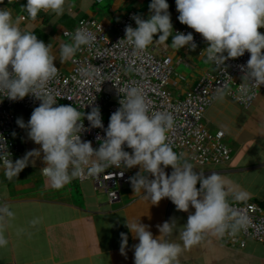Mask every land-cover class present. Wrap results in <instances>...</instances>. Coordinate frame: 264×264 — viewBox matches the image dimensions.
I'll return each instance as SVG.
<instances>
[{
	"label": "clouds",
	"instance_id": "9594fccd",
	"mask_svg": "<svg viewBox=\"0 0 264 264\" xmlns=\"http://www.w3.org/2000/svg\"><path fill=\"white\" fill-rule=\"evenodd\" d=\"M20 2L22 0L14 3ZM175 3L179 22L207 42L208 46L200 53L205 63L219 67L228 59L239 58L246 51L250 53L237 98L244 102L251 99L252 87L264 85V34L258 31L264 27V0H175ZM65 5L66 0H27L22 6L27 17L21 15L15 19L10 10L0 9V93L13 101L28 95L41 101L27 124L22 118L16 121L19 127L28 129L29 139L40 145V150L33 149L13 162L6 141L0 137V163L6 179L17 178L32 157H39L41 151L46 164L41 173L48 186L56 190L85 175L98 177L109 167L139 166L140 171L129 178L135 193L143 191L151 204L168 198L178 211L188 212L190 207L195 211L188 215L179 233L182 243L167 239L176 227L174 218L157 225L161 235L155 238L148 225L126 221V227L139 241L133 246L134 264H179L181 253L199 245L207 235L235 237L247 230L250 218L235 209L229 197L232 202L244 203L250 198L249 193L231 186L219 173L212 172L207 177L203 172L197 173L182 153L175 152L168 139L174 127L173 114L150 110L139 86H129L123 91L120 107L111 114L106 137L98 149L93 148L91 141H82L81 133L86 131L85 113L72 105H58L47 90V85L59 72L54 64L56 57L52 54V45H46L33 32L20 27L21 21L35 20L41 11L60 17ZM168 9L167 0H151L149 18L133 15L131 18L137 27L126 26L125 38L120 43L126 41L133 54L140 55L147 51L158 34L159 42H166L171 36V47L179 50L188 46L194 51L197 45L191 32L172 34ZM93 42V35L85 27L77 28L71 42L61 46L60 61L72 58L82 46H91ZM126 71L138 69L133 62ZM82 74L91 78L94 71L84 69ZM223 96L220 90L214 98L223 99ZM86 119L92 128L104 127L98 106L91 109ZM125 145L132 149L131 153L124 150ZM169 166L173 169L170 175L165 172ZM15 215L7 203H0V248L9 243L5 233ZM40 222V218H35L30 225L35 227ZM120 235V251L126 256L128 236Z\"/></svg>",
	"mask_w": 264,
	"mask_h": 264
},
{
	"label": "crops",
	"instance_id": "0c3cea01",
	"mask_svg": "<svg viewBox=\"0 0 264 264\" xmlns=\"http://www.w3.org/2000/svg\"><path fill=\"white\" fill-rule=\"evenodd\" d=\"M26 3L27 0H22L21 5ZM150 3L151 0H66L62 16L41 11L35 20L21 21L20 27L33 32L46 45L51 44L55 66L66 72L70 59L62 63L60 49L71 39L65 32L82 19L114 24L130 10L148 19ZM167 3L173 29L184 25L178 20L175 0ZM4 8L12 12L14 19L25 16L24 9L13 1H8ZM260 30L264 32V27ZM157 39L158 34L148 50L156 57L170 59L173 74L166 87L173 97L181 98L200 75L210 70V63H205V57L200 55L208 44L203 40L194 51L186 47L177 50L171 47V36L166 42ZM217 100L206 110L205 122L210 131L224 132L229 158L218 165L194 166V170L203 172L205 177L219 173L231 186L247 191L250 197L247 201L264 202V93H258L246 108L232 99V102L221 100L219 105L215 103ZM212 112L222 118L220 123H212ZM18 128L13 133L19 147L13 162L33 149H41L29 139L26 128ZM41 155L32 157L29 165L11 181L6 179L0 165V203H7L16 214L5 233L9 243L0 248V264H134L133 246L139 241L126 227V221L148 225L155 238L161 235L157 225L174 218L176 227L167 239L182 243L179 233L188 215L194 213L193 208L178 211L168 198L151 204L143 191L134 192L130 182L122 187L119 200L113 203L108 202L103 192L94 191L89 181L74 179L62 189H53L41 174L46 165ZM124 169L130 177L140 171L139 166ZM172 171L171 166L165 169L168 175ZM35 218L41 222L33 227L30 221ZM121 233L128 236L126 256L120 251ZM179 264H264V242L245 238L244 246L230 247L209 234L199 245L183 251Z\"/></svg>",
	"mask_w": 264,
	"mask_h": 264
},
{
	"label": "built area",
	"instance_id": "2783aa9c",
	"mask_svg": "<svg viewBox=\"0 0 264 264\" xmlns=\"http://www.w3.org/2000/svg\"><path fill=\"white\" fill-rule=\"evenodd\" d=\"M7 1L3 0V3H0V9L4 8ZM133 15H136L135 12L127 11L121 20L114 24L82 19L71 31L65 32L64 34L71 39L76 29L83 26L93 35L94 42L91 46H82L70 58V67L66 72L57 67L58 75L49 82L47 90L54 95L58 105H72L82 114L85 113L83 124L86 131L81 133V139L91 141L93 148L98 149L106 137L105 129L108 127L111 114L120 107L119 100L123 91L129 86H139L147 97L150 110L173 114L175 122L173 129L168 133V139L175 152L182 153L193 166L218 165L226 162L229 158V148L225 142V134L220 129L212 132L207 128L205 113L216 100L214 97L220 90L245 108L258 93H264V85L253 86L251 99L244 102L237 98L238 86L243 82L242 77L245 75L250 53L246 51L239 58L228 59L219 67L210 63V70L200 75L181 98H175L166 87L173 74L170 59L156 57L148 49L145 53L134 55L126 41L120 43L125 38L126 26L131 25L133 28L136 26L131 18ZM258 31L264 34L260 29ZM176 32L184 34L191 32L197 46L204 40L187 25L175 27L173 35ZM133 62L138 71L127 72V66ZM84 69L93 70L94 75L91 78L83 75ZM97 69L98 71H95ZM40 103L41 101L32 95L13 101L0 93V137L6 141L9 158L12 160L19 150L17 141L13 138V133L19 129L15 124L14 109L18 108L31 115ZM97 106L101 112L103 128H92L86 119L91 109ZM124 150L132 151L126 145ZM41 158L43 159V153ZM129 178L123 166L120 168L113 166L98 177L85 175L76 180L89 181L94 191L103 192L108 202L113 203L119 200V192L123 186L129 184ZM229 201L235 209L246 214L251 223L247 230L241 231L235 237L226 235L218 239L230 247L238 248L244 246L245 238L264 242V207L255 201L235 203L231 197Z\"/></svg>",
	"mask_w": 264,
	"mask_h": 264
},
{
	"label": "rangeland",
	"instance_id": "374dc122",
	"mask_svg": "<svg viewBox=\"0 0 264 264\" xmlns=\"http://www.w3.org/2000/svg\"><path fill=\"white\" fill-rule=\"evenodd\" d=\"M180 70V69H179ZM231 98H229L228 96H226L225 94H224V96H223V99H218L215 103L217 104V105H219V104H221V100H225V101H230V102H232V100H230ZM227 105H225L224 107H226ZM237 106H239V105H237ZM239 107H241V106H239ZM242 108V107H241ZM214 112L215 113H217V110H214ZM214 112H212V114H211V118H212V123L214 122V124H218V123H220L221 122V120H222V118L221 117H219V116H217V115H214ZM30 116L31 115H29V114H27V113H25V112H23V111H21V110H17V111H15L14 112V118H15V124H17V119L18 118H22L23 119V121H24V123L25 124H27V122H28V120L30 119ZM18 125V124H17ZM227 128V127H226ZM27 131V130H26Z\"/></svg>",
	"mask_w": 264,
	"mask_h": 264
},
{
	"label": "trees",
	"instance_id": "16d2710c",
	"mask_svg": "<svg viewBox=\"0 0 264 264\" xmlns=\"http://www.w3.org/2000/svg\"><path fill=\"white\" fill-rule=\"evenodd\" d=\"M11 1V0H10ZM16 4H18V5H20L21 7L23 6V4L21 5V2L20 3H16ZM23 8V7H22ZM25 17H27V13L25 12ZM39 19H42L41 17H38ZM17 110H20V109H18V108H15L14 109V112L15 111H17ZM22 111V110H21ZM253 201H255L256 203H258L260 206H262V207H264V202H259V201H257V200H253Z\"/></svg>",
	"mask_w": 264,
	"mask_h": 264
}]
</instances>
